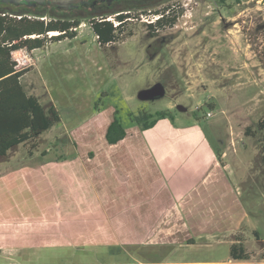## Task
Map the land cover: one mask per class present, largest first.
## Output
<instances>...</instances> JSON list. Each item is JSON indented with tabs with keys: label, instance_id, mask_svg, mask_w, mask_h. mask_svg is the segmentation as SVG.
Instances as JSON below:
<instances>
[{
	"label": "rangeland",
	"instance_id": "rangeland-1",
	"mask_svg": "<svg viewBox=\"0 0 264 264\" xmlns=\"http://www.w3.org/2000/svg\"><path fill=\"white\" fill-rule=\"evenodd\" d=\"M168 5L182 16L160 33L167 42L154 60L141 20L133 36L104 48L90 29L92 16L113 17L130 9L125 4L75 16L66 10L58 18L81 22L75 38L11 53L17 69L30 70L21 80L26 93L53 105L61 121L40 135L33 155L18 145L0 159V264H264V131L244 133L264 114V0L224 7L159 0L132 11ZM50 13L43 8L46 21ZM156 83L162 98L138 99ZM115 110L129 136L142 133L159 166L175 161V196L152 185L145 195L141 182L140 198L120 188L110 145L96 133L102 122L92 120L112 119ZM159 111L173 121L143 132L131 121ZM238 239L246 261L229 257Z\"/></svg>",
	"mask_w": 264,
	"mask_h": 264
},
{
	"label": "trees",
	"instance_id": "trees-1",
	"mask_svg": "<svg viewBox=\"0 0 264 264\" xmlns=\"http://www.w3.org/2000/svg\"><path fill=\"white\" fill-rule=\"evenodd\" d=\"M217 1L222 3L224 0ZM233 1L239 3L241 0ZM42 14L43 8L40 6L20 5L12 9L0 4V159L5 158L9 150L18 145H28V154L33 155V151L39 146L40 135L61 121L60 114L53 105L45 107L36 96L26 93L21 80L30 70L29 68L17 69L11 57V53L17 50L33 52L43 48L50 41L73 39L75 37L74 28L81 24L80 20L70 15L57 18L56 15L50 13L52 18L46 21L41 19L44 17ZM107 18H109L108 15H102L92 17L88 21L101 47L116 43L123 35L126 37L132 35L133 28L130 23L124 21L125 15L113 16V21ZM115 22L119 24L115 26ZM175 23L176 16L159 19L156 23L147 26L148 30L153 32L156 26L165 24L172 27ZM53 32L58 34L48 37V34ZM207 107L211 108L212 105L207 104ZM116 114L115 110L114 119L105 135L109 144H116L126 135L125 128L115 117ZM169 114L166 111H159L152 116L139 112L137 115L131 114V121L141 131H145L154 127L160 120L168 118L173 121ZM262 131H264V114L253 131L247 127L244 133L245 136L255 137ZM259 146L264 166V139L260 141ZM41 154L47 155L48 152L45 150ZM229 257L233 261L249 259V254L240 239L231 244Z\"/></svg>",
	"mask_w": 264,
	"mask_h": 264
},
{
	"label": "crops",
	"instance_id": "crops-1",
	"mask_svg": "<svg viewBox=\"0 0 264 264\" xmlns=\"http://www.w3.org/2000/svg\"><path fill=\"white\" fill-rule=\"evenodd\" d=\"M93 119H95L96 121L102 122L99 125L101 128L98 129V131L93 130L92 128V130L96 131L97 133L101 131L104 132L106 128L108 127V124L112 121L113 118L112 119L110 118L111 120L110 119L108 120L107 118L106 119L103 118L102 120V118L100 119L96 116V117H93L92 120ZM133 131H136V132H133L134 136L132 137V135L129 136L128 131L125 129L126 135L124 139L117 142L116 144L110 145V150L113 153L112 157L115 158V159L113 158L110 159L109 168L111 170V174L117 177L121 176L122 178H124V185H121L120 188L123 189L122 186H124V188L131 186L132 189L136 191L138 198L143 197V195H141L142 193L139 192L140 191V188L138 187L139 182H141L142 184L143 192L145 193V195L146 193L150 192L149 186L152 185L153 188L155 186V188L157 187V189L161 192L167 191L169 193L168 196L170 195L172 198V196H175V193L172 194V192L170 191V188L172 189L171 186L175 184L176 181H175L174 175L176 174V172H178V167L174 164L175 161L169 160L166 163L165 167L159 166L158 163L160 162L155 159L154 155H152L150 147L145 141V139L143 138L142 133L138 132L136 129H134ZM126 139H129L131 143H124ZM135 180L136 182L134 183L133 181ZM151 180H153L152 183H151ZM132 189L130 190V192L133 194ZM164 189L165 191H163ZM177 191L178 190L176 189L175 192ZM174 199H172V201H174ZM5 248H10L8 249V251L9 250L15 251V250H12L11 246L9 247L6 246L4 247V249ZM0 250L3 251V255H4L6 251L2 250V247L0 248Z\"/></svg>",
	"mask_w": 264,
	"mask_h": 264
},
{
	"label": "flooded vegetation",
	"instance_id": "flooded-vegetation-1",
	"mask_svg": "<svg viewBox=\"0 0 264 264\" xmlns=\"http://www.w3.org/2000/svg\"><path fill=\"white\" fill-rule=\"evenodd\" d=\"M158 1L159 0H73L69 3H58V2H53L51 0H0V4L4 5L7 8H12V9L16 8L20 5L31 6V7L40 6L41 8H45V7L47 8L48 7L51 10L56 11V13H54V15H56L57 18H58V15L60 13L65 14L66 10L68 12L75 13V14H73L75 16V15L86 14V13L90 14V13H93L92 10H98V9L105 10V11L113 10L115 8L120 7L122 4L123 5L125 4V6L129 7L130 9L121 10L118 13H115L113 16H117L119 14L125 15L124 21H127L128 23H130V25L132 27H133V22L141 20L144 22V26L148 30L147 25H150L152 23L145 21V19L150 18V17L155 16V15L159 17L156 21H158L159 19H167V18H172V17L176 16V23H177L180 16H182V14H181L182 10L178 11L179 7L177 5H171V6L168 5V6H164L162 9H154L153 11L142 10L141 12L138 11L139 13H134V11H132L133 9H139L141 7H146L147 5H152V3L154 4L155 2H158ZM226 1H228V0H224L222 3H219V4H221V6L224 7L225 6L224 3H226ZM92 17H96V16H92ZM107 19L113 21V17H109ZM156 21L153 22V24L156 23ZM114 24L116 26L119 23L115 22ZM175 24H173L172 27H174ZM79 27H80V25L77 28H79ZM172 27L169 25H165V24L162 25L161 24L159 26H156L155 27L156 29L153 32L148 30V34H149V36H151L152 43H151V45L146 47L145 51H146V54L150 60H154V59L158 58V56L160 55L159 51L161 49H163L164 44L167 42L166 37L161 36L160 33H162L166 28H172ZM77 28H74L75 37H76ZM133 34L134 33L132 32V35H130L128 37L130 38L131 36H133ZM113 44H115V43L107 44L105 47H108L109 45L112 46ZM113 115H114V113H113ZM113 119H114V117H113ZM110 123L108 124V127H109ZM108 127L104 131V135H106V131H107ZM109 145H111V144H109Z\"/></svg>",
	"mask_w": 264,
	"mask_h": 264
},
{
	"label": "water",
	"instance_id": "water-1",
	"mask_svg": "<svg viewBox=\"0 0 264 264\" xmlns=\"http://www.w3.org/2000/svg\"><path fill=\"white\" fill-rule=\"evenodd\" d=\"M53 2H58V3H69L73 0H51ZM165 95V89L162 84L156 83L155 85L141 90L137 97L141 101H149V100H155L158 98H162ZM177 109L179 111H185V108L182 106H177Z\"/></svg>",
	"mask_w": 264,
	"mask_h": 264
},
{
	"label": "built area",
	"instance_id": "built-area-1",
	"mask_svg": "<svg viewBox=\"0 0 264 264\" xmlns=\"http://www.w3.org/2000/svg\"><path fill=\"white\" fill-rule=\"evenodd\" d=\"M18 18H19V17H18ZM158 18H159V17L155 15V16H152V17H150V18H146L145 21H147V22H149V23H150V22L153 23V22H155ZM41 19H44V18H41ZM51 36H52L51 33H49V34H48V37H51ZM205 116H206V118H211V117H213V114H212L211 112H207Z\"/></svg>",
	"mask_w": 264,
	"mask_h": 264
},
{
	"label": "bare ground",
	"instance_id": "bare-ground-1",
	"mask_svg": "<svg viewBox=\"0 0 264 264\" xmlns=\"http://www.w3.org/2000/svg\"><path fill=\"white\" fill-rule=\"evenodd\" d=\"M57 34H58L57 32H53V33H51L52 36L57 35Z\"/></svg>",
	"mask_w": 264,
	"mask_h": 264
}]
</instances>
